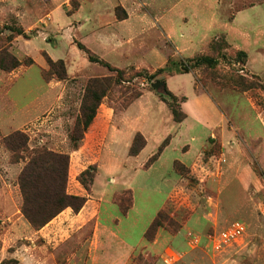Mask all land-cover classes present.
I'll return each mask as SVG.
<instances>
[{
    "label": "rangeland",
    "instance_id": "374dc122",
    "mask_svg": "<svg viewBox=\"0 0 264 264\" xmlns=\"http://www.w3.org/2000/svg\"><path fill=\"white\" fill-rule=\"evenodd\" d=\"M100 3L101 12L89 9ZM93 15L102 19L96 21L100 32L93 33ZM189 32L191 37H182ZM102 36L107 43L100 42ZM81 46L123 74L91 62ZM200 56L218 64L195 68L168 85L173 77L168 73L152 82L139 74L155 73L169 59ZM49 59L63 61L65 80L50 71ZM108 77L113 87L97 116L109 123L94 120L86 132L88 143L97 147L85 166L94 177L89 194L78 181L85 170L70 176L75 152L70 137L81 120L89 82ZM164 84L181 111L183 103L192 102L186 111L193 117L174 121L160 98ZM202 95L224 116L222 128L194 101ZM109 125L120 129L107 133ZM16 131L29 136L31 148L69 154L68 184L101 201L107 239L95 251L97 262L87 258L88 249L75 250L71 243L47 250L33 236L15 239L23 230L14 224L22 215L18 180L26 162L13 163L3 140ZM138 133L147 145L135 158L130 148ZM164 143L159 159L145 169ZM128 189L133 207L123 216L113 196ZM159 211L166 219L147 242L144 235ZM236 221L246 225L244 236L213 250L209 237ZM80 235L85 239L89 232ZM14 261L264 264V0H0V264Z\"/></svg>",
    "mask_w": 264,
    "mask_h": 264
},
{
    "label": "trees",
    "instance_id": "16d2710c",
    "mask_svg": "<svg viewBox=\"0 0 264 264\" xmlns=\"http://www.w3.org/2000/svg\"><path fill=\"white\" fill-rule=\"evenodd\" d=\"M19 35H24L20 32ZM89 57L91 62L100 63L111 71H115L118 75L123 74L122 70L111 67L107 62L92 56V54L81 46ZM50 71H55V75L60 80H65L67 72L62 60L53 62L49 59ZM218 64V60L209 56H200L195 59H188L185 62H177L169 59L164 68L150 73L147 70L139 72L144 79L152 82L158 75L168 73L170 76L189 74L193 69L206 66L213 68ZM19 64L17 62V67ZM56 67L60 70L57 71ZM160 81V80H158ZM165 83V82H162ZM113 87V78L92 79L87 86L86 96L84 98L81 110V120L75 126L74 132L70 137L73 151H78L82 146L85 133L94 122L97 111L101 105L105 92ZM167 94L168 98L164 96ZM143 93L138 94L131 101L141 98ZM162 101L169 105L173 119L175 122H182L187 115L180 110L177 97L163 85L160 93ZM131 104V103H130ZM129 107V106H128ZM4 146L11 153L13 163L25 161L26 164L19 176V187L22 194L21 212L31 227L39 231L58 217L66 209L71 208L74 213L78 214L86 205L88 198L83 196L71 195L68 193V177L70 167V155L66 153L56 152L47 147L31 148L29 145V136L23 131H16L7 136L3 140ZM147 145L145 137L138 133L131 145L130 155L138 156ZM167 143L160 146L157 153L154 154L146 163L145 169H148L156 162L162 154ZM93 175L91 168L85 170L78 176L79 183L89 194L92 192ZM113 201L119 206L123 216H126L133 207L132 190H126L124 194H115ZM166 215L164 211H159L153 222L145 233L147 242H152L159 228L162 227ZM17 264V261H14Z\"/></svg>",
    "mask_w": 264,
    "mask_h": 264
},
{
    "label": "crops",
    "instance_id": "0c3cea01",
    "mask_svg": "<svg viewBox=\"0 0 264 264\" xmlns=\"http://www.w3.org/2000/svg\"><path fill=\"white\" fill-rule=\"evenodd\" d=\"M97 4H95L94 7L90 6L89 9L93 8L94 10H96V8H97V10H99L101 12V9H100L101 3H100V5H97ZM84 6L85 5H83L81 7L82 10H83ZM94 21H95L96 25L93 29V33L100 32L99 30H97V22L96 21H99V23H100L102 21V19H98L97 16H94ZM85 23L86 22H82V24H85ZM82 24L79 26V28L82 26ZM78 29L76 28V31ZM102 33H103V31H102ZM106 34H108V33H106ZM187 35H189L191 37L193 35V33L192 32L191 33L189 32L186 34L183 33L182 37L183 38L187 37ZM99 38H100V42L102 44H103V42L107 43V41L109 40V39H106L105 36H102ZM114 41L122 42V39L117 38ZM155 55H157L159 57V54H155ZM160 60L162 62H164L163 58ZM156 68H158V67H156ZM184 75H188V74H181V75H175L173 77H170L167 80V85L171 79H174L175 77H178L181 79V76H184ZM176 95H178V94H176ZM197 100L199 101L198 103H200L204 106V113L209 115L210 117L214 118L213 122L217 126L222 128L223 127L222 124L224 123V116L222 115V113L219 112L217 106L214 105L213 102L204 95H202L198 99L196 98L194 101H197ZM191 103L192 102H188V103H183L181 105V108L185 109V111L183 110V112L187 115L185 120H187L188 118L190 119V117H193L190 112L186 111V107L189 106ZM124 119L125 118L123 116L121 121L123 122ZM95 121H96V124L98 123L99 125H103V124H107V121L109 123V118L105 119V118L100 117L98 115L95 118ZM96 124L93 125L94 128L97 127ZM123 125H125V122H123ZM118 129H120V128H118L114 125H111V126L109 125V126H107V133L110 132L111 130H118ZM225 134H226L225 131H222L219 133V136H222V138H223ZM210 136L215 138L216 135L214 133H212ZM169 137L172 138L171 135ZM88 138H89V135H88V133H86V136H85V139L83 140L82 146L80 147V149L78 151H75L71 156V161H72L71 166H72L73 170H72V173L70 176H72V178L75 177V174L77 171L82 172L86 169L85 166H86L87 162L89 161V157L96 151L97 147L91 146L88 143ZM171 138H170V141L168 144H170ZM137 157H135V158H137ZM74 158H75V163L73 162ZM80 190L82 191L80 185L79 186L73 185V187H72L71 183L68 184V193L69 194L76 195V196H83V197L88 198L86 205L78 214L74 213V211L71 208H68L64 212H62L58 217H56L53 221H51L48 225H46L43 229H41L39 231L32 229L30 224L20 214L17 217V221L15 222L14 225H17L19 223L20 226L23 228V230L20 231L18 235L17 234L14 235L15 239H21L22 236H27V235L33 236V237L41 240L44 243V248H46L47 250H49V249L61 250L66 245L71 243L73 245V249H75V250L79 251V250L88 249V251H87L88 257L87 258L91 261L93 260V262H97L98 258L95 256V251L104 247L103 242H105V241H103V237H104V240L107 239L106 234H105L106 228L104 226H102V224L100 222L102 203H101V201H96V200H93L92 198H89L86 195H82V192ZM87 230L89 232V235L87 236V238L83 239L82 235H80V234L82 232L87 231ZM76 236H78V240L75 241ZM91 252H93V253H91ZM73 257H74V259L79 258L77 255L75 256V253H73Z\"/></svg>",
    "mask_w": 264,
    "mask_h": 264
},
{
    "label": "built area",
    "instance_id": "2783aa9c",
    "mask_svg": "<svg viewBox=\"0 0 264 264\" xmlns=\"http://www.w3.org/2000/svg\"><path fill=\"white\" fill-rule=\"evenodd\" d=\"M246 233V225L242 222L236 221L230 224L226 229L210 236L211 247L213 250L220 251L224 247L237 243Z\"/></svg>",
    "mask_w": 264,
    "mask_h": 264
},
{
    "label": "water",
    "instance_id": "95a60500",
    "mask_svg": "<svg viewBox=\"0 0 264 264\" xmlns=\"http://www.w3.org/2000/svg\"><path fill=\"white\" fill-rule=\"evenodd\" d=\"M153 86H154V88L158 89L160 87V83H156Z\"/></svg>",
    "mask_w": 264,
    "mask_h": 264
}]
</instances>
